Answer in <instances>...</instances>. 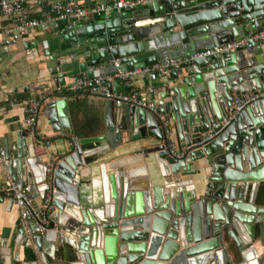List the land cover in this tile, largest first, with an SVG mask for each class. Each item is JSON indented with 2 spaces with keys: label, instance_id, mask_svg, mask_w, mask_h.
I'll use <instances>...</instances> for the list:
<instances>
[{
  "label": "water",
  "instance_id": "1",
  "mask_svg": "<svg viewBox=\"0 0 264 264\" xmlns=\"http://www.w3.org/2000/svg\"><path fill=\"white\" fill-rule=\"evenodd\" d=\"M263 30L264 0H162L61 36L74 44L56 63L55 88L80 74L113 75L116 60L121 71L187 60L158 86L157 115L107 100L104 131L95 137L74 136L67 97L41 100L53 133L71 138L50 174L48 151L37 152L27 129L5 138L0 173L34 199L50 195L58 230L40 236L32 224L31 241L20 228L21 245L35 246L37 257L11 261L3 244L0 264H264V53L250 44L189 60ZM2 62L0 55V69ZM10 83L9 101L45 89ZM109 88L127 90L119 82ZM247 96L256 98L234 113V101ZM208 134L214 137L204 141ZM135 152L142 168L107 157L126 166L137 163L123 158Z\"/></svg>",
  "mask_w": 264,
  "mask_h": 264
},
{
  "label": "built area",
  "instance_id": "2",
  "mask_svg": "<svg viewBox=\"0 0 264 264\" xmlns=\"http://www.w3.org/2000/svg\"><path fill=\"white\" fill-rule=\"evenodd\" d=\"M33 0H0V14L5 18L7 24L2 28L1 34L6 38L13 36H24L30 30L43 29L50 33L53 37H61L81 23H87L98 19H108L114 14L124 11H133L135 8L144 6L149 2L162 0H106L100 4H94L85 7L81 0H53V4L48 12H42L33 16L28 10V4ZM250 44L256 46L264 45V30L250 34L248 37L235 40L222 47L214 48L203 53H197L189 60L210 57L215 54H229L235 52L241 47ZM187 59L166 60L161 64H157L147 68L132 69L121 71L120 61H113V66L117 72L113 75H104L97 78H89L87 74H80L73 77L72 81L63 86L57 87L53 91L54 96L69 95H88L102 100H112L117 109L123 106H130L143 109L153 114H158V105L156 95L158 86H164L171 73ZM146 79L149 84L144 88L143 92L134 89L136 79ZM115 82H119L121 86L128 90V93H115L109 88ZM159 83V85H156ZM264 96V94L260 95ZM255 96H247L241 100H235L233 103L234 113L240 111L244 106L248 105ZM25 119L23 128L32 130V136L36 139L34 129L38 122L41 102L37 98H29L23 103ZM14 102L9 103V107H13ZM230 120H224L227 125ZM214 135L208 134L204 137V141L212 139ZM48 145V143H46ZM54 167L53 162H48L46 172L51 173ZM6 181L0 185V199L12 202L18 213L19 227L23 229L25 237L32 241L33 228L36 229L40 236L48 231H57L58 226L54 222V203L50 195H46L41 201L36 202L28 192L21 190L6 174ZM61 237H58L60 242ZM33 250L38 255L35 246Z\"/></svg>",
  "mask_w": 264,
  "mask_h": 264
},
{
  "label": "crops",
  "instance_id": "3",
  "mask_svg": "<svg viewBox=\"0 0 264 264\" xmlns=\"http://www.w3.org/2000/svg\"><path fill=\"white\" fill-rule=\"evenodd\" d=\"M106 0H81V3L85 7L92 6L94 4H100ZM53 4V0H33L28 4V10L33 15H39L44 10H49ZM96 21V20H95ZM94 21L87 23H81L76 25L80 27V30L89 26ZM7 22L5 18L0 14V55L3 56V62L0 69V145L3 144L5 138L12 139L15 134L25 128L22 124L25 119V112L23 108V102L29 99L25 96L24 99L19 101L7 100V91L9 90L10 81H17L19 79L25 80L26 83L33 81L35 86H45L43 91H38L35 98L40 102L47 96H51L55 99L57 96L53 95L55 87L53 86L52 73L56 69L57 61L64 60L69 54L68 48L74 42L65 41L60 37H53L50 33L43 29L30 30L24 36V40H18L12 45L9 42L13 41L12 38H6L1 34L2 28L6 26ZM70 33V32H69ZM65 36V35H64ZM78 35H76L77 37ZM79 36H81L79 34ZM75 37V38H76ZM8 43V51H5V44ZM28 43L30 47L36 46L35 49L26 51L24 44ZM260 53H264V45L257 46ZM63 50V51H62ZM77 63L74 64V66ZM72 66L66 65L65 69H70ZM149 84L146 79H136L134 82V89L143 92L144 88ZM156 85H159L157 83ZM123 87V86H122ZM124 88V87H123ZM128 93V90L120 92ZM67 95L69 115L73 124V127L79 132L82 138H90L99 135L104 131V107L105 100L94 98L88 95ZM14 102L13 107H9V103ZM29 131L28 142L34 144L37 148V152L42 154V150L46 149L50 158L44 157L48 162H55L60 156L67 154L70 151L71 146L66 139V134H54L52 127L49 125L47 119L43 116V106L40 109L37 125L34 129L36 139L32 136V130ZM96 131V133L94 132ZM48 143V145H46ZM134 146L129 144L123 146L117 150L118 154L127 152L129 148ZM85 147V149H88ZM141 152H135L129 154L123 158L136 159L137 163L131 165H123L121 158H114L113 155H107L111 158V162L116 164L117 167H127L132 169L142 168L144 165L141 159ZM6 173H0V185L6 181ZM36 202L41 201V198H36ZM19 222L18 213L10 201L0 199V254L4 250L3 244H6V248L11 250V261L14 260V256L18 254L20 261H25L28 257H37L34 250H28L21 244H25L22 238H19ZM18 240V244H16ZM260 251V249H259Z\"/></svg>",
  "mask_w": 264,
  "mask_h": 264
},
{
  "label": "trees",
  "instance_id": "4",
  "mask_svg": "<svg viewBox=\"0 0 264 264\" xmlns=\"http://www.w3.org/2000/svg\"><path fill=\"white\" fill-rule=\"evenodd\" d=\"M67 95H63V97H65ZM75 96V95H74ZM96 133V131H94ZM74 136L78 137V138H82V136L79 134V132L75 129L74 127ZM67 140H70L71 138L70 137H67L66 138ZM33 257V256H32Z\"/></svg>",
  "mask_w": 264,
  "mask_h": 264
}]
</instances>
